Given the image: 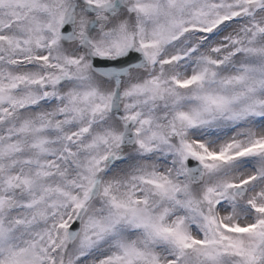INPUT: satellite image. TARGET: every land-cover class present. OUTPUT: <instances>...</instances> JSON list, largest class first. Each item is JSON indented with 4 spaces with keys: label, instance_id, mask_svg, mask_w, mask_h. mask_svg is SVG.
Listing matches in <instances>:
<instances>
[{
    "label": "snow or ice",
    "instance_id": "6c2138e0",
    "mask_svg": "<svg viewBox=\"0 0 264 264\" xmlns=\"http://www.w3.org/2000/svg\"><path fill=\"white\" fill-rule=\"evenodd\" d=\"M0 264H264V0H0Z\"/></svg>",
    "mask_w": 264,
    "mask_h": 264
}]
</instances>
